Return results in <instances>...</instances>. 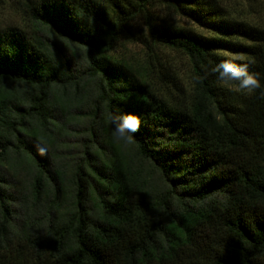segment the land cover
Here are the masks:
<instances>
[{"label": "trees", "instance_id": "obj_1", "mask_svg": "<svg viewBox=\"0 0 264 264\" xmlns=\"http://www.w3.org/2000/svg\"><path fill=\"white\" fill-rule=\"evenodd\" d=\"M108 1L110 8L99 0H26L24 6L34 22L82 48L88 68L101 79L97 97L108 117L140 116L133 145L159 173L161 189L135 185L118 151L101 165L88 158L76 167L71 208L58 213L64 189L55 178L46 221L26 213L13 232L0 173V264H264V95L260 89L248 95L221 87L215 75L204 78L206 68L235 58L226 52L238 53L245 58L236 62L249 63L264 86V28L231 16L219 0ZM159 6L206 33L159 19L154 13ZM139 17L146 43L188 57L189 89L172 82L187 102H172L140 70L107 54L133 34ZM68 78L64 61L51 57L39 36L13 25L0 28V82L30 90L24 104L0 101V163L10 149L31 159L40 173L35 202L42 194L41 176L54 180V175L43 156L23 145L16 126L23 123L16 118L33 116L38 106L46 128L50 91Z\"/></svg>", "mask_w": 264, "mask_h": 264}, {"label": "rangeland", "instance_id": "obj_2", "mask_svg": "<svg viewBox=\"0 0 264 264\" xmlns=\"http://www.w3.org/2000/svg\"><path fill=\"white\" fill-rule=\"evenodd\" d=\"M219 1L231 11V16L264 28V0ZM24 2L26 0H0V28L13 25L24 29L30 35L39 36L50 51L51 57L64 61L69 78L64 83L55 84L50 91V122L46 128L40 125L43 122L39 117L38 106L32 110L33 116L24 113L22 118L20 115L16 118V122L23 123H16L17 127L22 128L20 138L23 139V145L33 147L36 152L38 142L47 145L48 152L43 158L50 173L54 175V180L41 176L42 194L38 202H35L33 185L40 174L37 166L23 151H7L5 159L0 163V173L3 177L1 184L6 189L13 210L12 231L21 228L26 213H30L35 219L37 217L41 223L46 221L54 199L55 178L61 182L64 189L60 194L58 213H65L66 209L71 208L76 167L88 164V158L92 164L101 165L113 152L118 151L133 170L135 185H149L148 188L153 191L160 190L163 183L159 173L149 162L138 157L133 143L125 144L113 139L114 125L97 97L101 79L88 68L82 48L34 22L27 14ZM99 2L110 8L108 0ZM154 13L168 23L206 33L170 7H155ZM131 30L133 34L123 36L107 54L140 70L167 99L172 102H187V94L179 92L172 82L174 80L179 87L189 89L192 73L188 57L178 50L154 44L150 40L146 43V28L141 17L132 22ZM226 54L245 58L243 54ZM29 91L22 83L0 82V101L5 100L10 107L24 104L25 97H30ZM214 197L221 198L220 195ZM55 211L57 213V208Z\"/></svg>", "mask_w": 264, "mask_h": 264}, {"label": "clouds", "instance_id": "obj_3", "mask_svg": "<svg viewBox=\"0 0 264 264\" xmlns=\"http://www.w3.org/2000/svg\"><path fill=\"white\" fill-rule=\"evenodd\" d=\"M242 60V58H239ZM237 58H225L210 69L206 68L207 75H215L216 83L221 87L233 88L237 92L251 95L256 90H262L264 95V86L261 84L259 75L250 71L251 65L247 62H236ZM200 80V77H197ZM108 119L114 125L112 137L117 142L132 144L135 139V133L138 132L142 125V120L135 113L117 114L110 113ZM37 151L41 156L47 155V145L38 142Z\"/></svg>", "mask_w": 264, "mask_h": 264}]
</instances>
